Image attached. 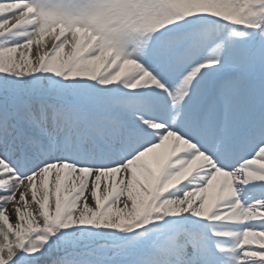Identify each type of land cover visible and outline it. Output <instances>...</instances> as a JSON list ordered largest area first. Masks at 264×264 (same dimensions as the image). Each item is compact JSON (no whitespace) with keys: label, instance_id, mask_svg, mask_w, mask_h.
<instances>
[{"label":"snow or ice","instance_id":"obj_1","mask_svg":"<svg viewBox=\"0 0 264 264\" xmlns=\"http://www.w3.org/2000/svg\"><path fill=\"white\" fill-rule=\"evenodd\" d=\"M0 264H264V0H0Z\"/></svg>","mask_w":264,"mask_h":264}]
</instances>
